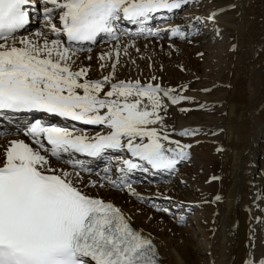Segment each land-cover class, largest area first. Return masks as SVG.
<instances>
[{
	"label": "snow or ice",
	"instance_id": "6c2138e0",
	"mask_svg": "<svg viewBox=\"0 0 264 264\" xmlns=\"http://www.w3.org/2000/svg\"><path fill=\"white\" fill-rule=\"evenodd\" d=\"M191 2L0 0V118L39 114L26 125L24 139L0 145V264H165L156 237L134 223V213L99 193L127 190L153 211L181 226L186 222L180 214L183 202L173 208L156 202L171 205V195L144 197L128 174L175 173L191 161V149L201 142L195 139L201 128L177 129L174 123L176 112L193 110L183 104L197 103L186 94L190 84L165 85L155 73L145 78L137 62L147 60L150 69L155 67L153 57L137 45L141 38L191 42L192 33L179 25L152 24L158 17L167 22ZM37 11L41 15L31 30ZM223 11L213 10L205 18L216 25L218 37L217 19ZM101 42L108 47L93 57V48ZM237 47L232 44L230 51ZM262 53L264 45L256 55ZM197 56L203 59L205 53ZM177 67L187 71L183 64ZM131 68L137 70L135 77L120 78ZM80 157L114 159L118 178H111L113 170L106 167L98 179H85ZM220 179L212 176L209 182ZM223 199L218 193L212 203ZM256 199L264 200V192ZM255 219L264 225V216ZM250 240L241 264H264V252L255 250L254 230Z\"/></svg>",
	"mask_w": 264,
	"mask_h": 264
},
{
	"label": "bare ground",
	"instance_id": "6f19581e",
	"mask_svg": "<svg viewBox=\"0 0 264 264\" xmlns=\"http://www.w3.org/2000/svg\"><path fill=\"white\" fill-rule=\"evenodd\" d=\"M197 1L198 0H192L191 4H194ZM243 7L246 8L245 6ZM210 11H213V9H210ZM38 12V14H41L40 11ZM224 13L222 12V14L220 13L218 16L217 25L225 23L230 26L231 18L228 19V17H231V15ZM208 14L209 13L205 14L206 16L203 15V13L198 10V7L195 6V9L187 12V15L182 14L174 19H169L167 22L163 21V23L160 24L161 26H155V28H169L179 25L181 29H187L192 33L191 36H193L199 29L203 18L205 19ZM262 14L263 17H260L264 20V8ZM258 15L259 14H257V16ZM196 17L201 18L199 22L196 21ZM237 17L235 20L238 19ZM256 19L258 18L256 17ZM157 21H161V19L158 17L157 20L152 22V24L154 25ZM252 22L254 21L252 20ZM233 24H236V22ZM193 25H195V28L192 27ZM243 26L247 25L245 24ZM260 26L261 25L258 24L257 27H252L248 30L249 32H246L243 37L241 36V41H239L240 43L237 50L235 52H228V57L230 59H228L227 65L232 72V90L230 91L231 101L228 103V118L223 125L226 126L225 128L227 130V140L225 144L230 145L235 143L237 151L236 149H234V151L228 149L225 150V158L223 159H225L226 167L223 169L224 172H227L231 167L232 172L229 173L232 183L222 185L220 181H215V183H212L211 181V183L208 182L209 184L205 185L196 177H189L176 172L172 174L167 172L155 174L153 172L147 173V175H149L148 178H150V180L153 179L152 181L173 175L172 177H176V180L180 183L181 181H186V184H183L187 186L191 182L193 184L192 187L197 190H214L222 194L224 197L223 203H216L215 205L221 206L219 229H212L204 218L196 217L188 218L184 227L182 226L181 230H179L176 224H172L166 218L161 219V217H158V215L152 212L147 206L139 203L131 197L127 190H100L99 194L105 199L113 201L126 212L134 213V223L151 232L156 237V243L165 264H198L197 250L191 246V240L200 241L201 245L198 249L205 248L207 252L210 250L209 246H211L216 257L215 263L213 264H241V260L245 257L248 251V246L251 243L250 236L253 234V230L256 244L255 250L258 253L264 252V225L258 224L255 219L258 216H264V212L261 211V209H264V200L256 199L259 193L264 192V53L259 56L256 55L260 46L264 45V27L261 28ZM237 27L238 26H236V28ZM238 36L240 35L238 34ZM173 39H169L168 37H165L162 40L156 38H141L137 40V42L143 46H151L154 44L155 47H158L167 44L166 46L169 47V45H173ZM187 41L188 40H184L182 42L184 43L182 50L186 63V66H184L185 68H190V65L194 66L198 63L197 60L199 57L196 55L198 51L200 52L202 46H188L189 44ZM193 41L196 42V40ZM161 59L157 56V61L154 60L155 67L152 69H150L146 63L138 62L140 65V72L145 78L155 73L163 78V83L165 85L173 86L175 83L174 80H168V77L166 78V72L169 71V67L165 66L166 64H163ZM223 61L224 60L221 62ZM161 65H163L162 72L159 71ZM133 70L136 76L137 70L135 68ZM176 74L178 73L176 72ZM236 96L241 97L240 103L235 100ZM195 97H198L201 100L202 98L204 99L202 95H197ZM23 118L24 117H21L10 121L0 118V133L2 131L6 132V135L0 134V145H6L7 142L12 139L25 138L23 133L26 129L22 125L25 122ZM30 121L31 120H29L28 123ZM174 123L177 129H180L181 127H200L203 125L195 117H190L179 112H176ZM100 158L105 161L109 160L107 162L108 164L103 168L102 173L104 174L106 167H110L113 170L112 172L115 176L114 179H117L119 174L115 172L116 161L109 157ZM80 159L83 161L84 168L89 166V161L94 160L91 159V157H80ZM227 167L229 168L227 169ZM139 171L140 170H137L134 173L128 174V180L131 182L138 179ZM154 175L155 177H152ZM84 176L85 179H93L91 175ZM226 176L228 177V175ZM131 184L135 190L140 188L139 185H135L134 183ZM153 188L155 197L161 192L165 195L172 196L174 192V185L172 184H166V186L157 185V187ZM158 189L160 192L157 191ZM234 190L238 191L235 196L233 195ZM159 201L160 203L162 202L169 205L167 201L162 199ZM175 202L180 201L177 199ZM175 202L169 206L174 208ZM257 205H259V207H257ZM184 206L185 209L180 214L185 215L186 217V213L189 211V206H191V208L193 206L190 204ZM138 208L143 209V212H136V209ZM148 215L153 217L151 221L147 220ZM188 231H193V234L189 235ZM187 232L188 235L186 234ZM213 260L214 258L212 257L211 261ZM211 263L212 262H210V264Z\"/></svg>",
	"mask_w": 264,
	"mask_h": 264
},
{
	"label": "rangeland",
	"instance_id": "374dc122",
	"mask_svg": "<svg viewBox=\"0 0 264 264\" xmlns=\"http://www.w3.org/2000/svg\"><path fill=\"white\" fill-rule=\"evenodd\" d=\"M232 4H235L236 7L230 8L229 5ZM262 5L264 6V1L261 0H198L194 4L190 3L188 6L185 7L183 11L179 12L178 14H175L173 19L182 14L187 15V12L193 11L195 9V6H197L198 10L201 11L203 15L210 13V9L216 10L221 8L225 9V11H223V13L225 12L224 14L227 13L228 15H231V17H228V19L231 18V23L229 24L230 26L225 23L218 24V27L221 29V36L219 37L216 35V25H213L211 22H206V20L203 18L204 21H201L198 31H196L194 35L191 36V43L188 41L187 42L189 44L188 46L195 47L201 45L202 47L200 52L202 51L203 53H205V56L203 59L199 57V59L197 60L198 63L194 65L195 68L193 65L188 64L190 65V68L187 67L186 72H181L177 67V65L179 64H183L186 66L182 50L184 47V43L182 42L185 39L174 38L172 40L174 49L176 50H173V47H167V44L158 47H155L153 44L145 48L143 45L137 42V45L141 48V52L145 55H148L149 53V55H152L153 59L156 61L157 56L158 58L160 57V59L162 58L161 60L163 64H166L165 66L169 67V71L166 72V78L168 77V80H174L175 83L173 86L182 83H189L190 88L189 91L186 93L187 95H191L193 97L197 95H202L204 97V99L202 98V100L198 97H195L197 103H185L182 105L183 107L193 109L192 111L183 114H186L190 117H195L200 123L203 124L199 127L203 131H201V133L195 138L201 142L191 149V161L189 163H185L181 166H178V170L176 171V173H180L189 177H196L205 185L211 183L209 181L212 176L221 177V179L216 180V182L220 181L222 185L232 183L229 173L232 172L231 167H227V169L229 168L227 172H224L223 169L226 167L224 161L225 159H223L225 158V150L228 149L230 151H234V149H236L237 151L235 143H232L230 145L225 144L227 140V130L225 128L226 126L223 125L224 123H226V119L228 118V103L229 101H231L230 91L232 90V72L227 65V61L228 59H230L228 57V52L230 51L232 44L235 43L239 45V41H241V36L243 37L244 34H246V32H249L248 30H250L252 27H257L258 24L261 25V28L264 27V20L262 18V11L264 7ZM243 6H245L246 8H244ZM257 14L259 15L257 16ZM40 15L41 14H38V17L35 19L33 18L32 23L29 26L31 30L36 29ZM236 17L238 18L237 20H235ZM256 17L258 19H256ZM251 19L254 22H252ZM254 19L257 21H255ZM235 22L236 24H233ZM239 22H241L242 24ZM161 23H163L162 20L157 21L156 23H154L153 26H161ZM245 24L247 26H243ZM236 26L238 27L236 28ZM238 34L240 36H238ZM197 39L200 41H198ZM193 40H196V42ZM107 47V43L101 42L99 46L93 48V57H95L101 51V49H106ZM84 55H87V53H84ZM136 55L137 54L133 52V56L135 57ZM222 60L224 61L221 62ZM137 62H144L147 64V66L149 63V61L147 60H138ZM133 69L134 68H131L130 70L125 69L120 73V77H127L129 75L135 77ZM176 72L178 74H176ZM196 77H199L200 79L197 80ZM204 88H209L211 89V91L204 92L202 91V89ZM205 97H208L209 99ZM235 100L240 103L241 97L236 96ZM198 104H204L206 107L199 108ZM221 128L223 129V131H218ZM212 131H217L218 134L212 135ZM1 135H6V132ZM185 141L193 142L189 138H185ZM218 147H223L225 150L223 152H217L216 149ZM99 158H91L94 160L89 161V166L84 168V175H91L93 179H98L100 176L104 175L102 173V170L105 165L108 164L107 162L109 160L105 161L104 159ZM138 174L139 178L134 181H131V183L140 186V188L136 189L137 193L143 195L146 198H155V192L153 191V187H157V185L166 186V184H172L174 185V192L172 195V197H174V202L178 199L180 202H183L184 205L190 204L193 206L191 210L186 213V222L188 218H204V220L212 229H219L221 206H215L216 203H212L214 196L219 192H216L214 190L206 191V189L197 190L192 187L193 184L191 182L187 186L183 183L178 182L176 180V177H172L173 175L162 177L160 179H157L156 181H152L153 179L150 180L148 178L149 176H147V173L141 171ZM226 175H228V177ZM111 178H115L113 172L111 173ZM145 178H148L149 181ZM213 182L215 183V181H212V183ZM157 191L160 192L159 189ZM237 193L238 191L234 190L233 195L235 196L237 195ZM133 198L136 200L135 197ZM205 201H207V203ZM156 202L164 206L171 207L162 202L160 203L159 200H157ZM148 208L152 212L157 214L158 217H161V219L166 218L172 224H176L178 229L181 230L182 226L179 225L173 217L164 213H157L153 211L150 207ZM185 223L183 224V227ZM188 232L186 233L187 235ZM191 234H193V231L189 232V235ZM190 242L191 246L197 250V260L199 261L198 264H210V262H212L211 264L215 263L216 257L214 255V252L212 251L211 246H209L210 248L208 247L210 250H208L207 252L205 248L198 249V247L201 245L200 241L191 240ZM212 257L214 258L213 261H211Z\"/></svg>",
	"mask_w": 264,
	"mask_h": 264
}]
</instances>
